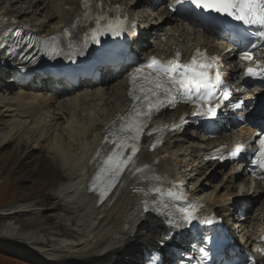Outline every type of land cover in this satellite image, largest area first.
Masks as SVG:
<instances>
[{"label":"bare ground","instance_id":"1","mask_svg":"<svg viewBox=\"0 0 264 264\" xmlns=\"http://www.w3.org/2000/svg\"><path fill=\"white\" fill-rule=\"evenodd\" d=\"M80 1L81 0H53L51 6L54 8L53 11H55V13L52 17L56 14L57 23L47 30L43 29L45 30V35H49L60 27L72 23L80 14ZM121 1L124 2V0H106V2ZM51 11L52 9L50 12ZM157 15L158 17L166 16L162 22L157 24V28H161L162 32L165 31L168 34H173L169 41L176 40V44H180L183 41L187 47L192 45V48L198 45H210L213 48H217L219 47L218 45H220L212 43L208 36L200 32L197 28L188 26L182 18L170 15L168 10L160 11ZM35 26L37 27V25ZM153 52L154 51H152V53ZM238 63L239 66H241L242 62L238 61ZM5 73L6 71L4 68L0 66V74ZM14 82H16L15 78ZM30 85L31 84H28L27 87L23 89L21 85L17 84L22 94L18 98L15 96L16 98L6 99L7 101L4 99L2 101L3 107H7L8 109L13 108L12 110L17 113V115L15 114L16 116L9 119L16 132L5 135L2 139L4 143H10L12 139L17 138L19 135L15 137V134L18 130L23 132L26 130H39L38 132H40V134L43 132L46 133L45 128L42 127L41 118L44 108L42 109L40 106L27 102L32 96L35 100L40 101L38 99L42 95L40 93L42 89L39 87L30 89L28 88ZM99 85L105 86V88L102 90L100 87H97ZM110 85L112 86L111 88ZM37 90H39V93L35 95L34 92ZM69 91L70 89H63L59 98H57L56 95H46L42 97V105H50L51 103L62 101L61 105L57 107L60 111L65 105L67 106L70 101L68 114L71 119H68L70 121L67 123V127L64 128L62 136H60L61 139H57L59 136L56 138V136L48 135L44 141H42L44 143L42 150L36 153L24 152V155L26 158L42 160L46 166H49L48 168L51 171L57 170L58 173L55 177L57 180L60 179V181L53 186L52 192L48 194L50 203L44 207L46 210L55 208L60 212L61 218L56 221L55 224H52V228L58 232L55 234L56 236L62 237V241L64 238H67L70 243L64 244L59 238L55 240L56 236L53 240H49L46 239L43 233L37 232L31 238L38 237L42 239V248L48 246L45 244L47 240V242L64 244L59 245L60 248L57 250L56 257L48 258L47 254L49 248L36 251V256L30 254L33 250L28 247L22 248V251L26 252L29 249L30 252L26 253L35 259H41L43 264H144L147 253L157 248L160 240L165 239L167 236H171L158 218L145 214L143 210L138 207L146 195L149 196L154 193L147 191L153 185L157 186L158 180L152 178L161 177L167 170L166 163H168V165L172 164L169 157L162 155L169 151L171 144L165 145L154 152H150V143L144 146L141 152L143 154L142 160L137 165L142 171L128 172L122 184L99 205L98 198L87 191V184L101 166L105 155L110 152L109 147L102 143L109 119L100 126L99 131L95 133L96 135H90L85 124L94 126L98 120V112L89 110V108H86V105H91L92 102L99 99L102 107H110L113 102L118 101V106L114 108V116H117L119 113L124 114L130 105V100L127 96V75L105 76L97 84H85L78 91ZM111 91L115 93V97H112ZM76 114L77 117L80 114H85L86 123H84V120L78 119ZM108 116L109 114L105 117ZM98 122L99 121H97V123ZM97 127L98 126L95 128ZM183 136H189L194 141L197 140L201 142V146L198 142L195 143L197 147L194 150V156L198 157L197 160L202 163L201 165L206 163L204 161L206 151L215 145L214 142L205 140V137L199 136L198 133L193 134L185 132L180 137L182 138ZM180 146L179 144L178 147ZM73 148H76V153L71 151ZM176 151V155L179 156L178 150ZM36 155L38 156L37 158H35ZM159 156L161 157V162L153 165V160ZM178 159L180 160L179 157ZM210 166L212 174L215 175L221 174L226 170L225 166L221 164L212 163ZM175 168L177 167H174V169ZM65 170L69 171V176L62 174ZM235 173V171H229V173L226 174L229 181L231 180L230 182L233 185V189L239 182L240 188H243L241 184H244L247 186V190L241 189L245 190L244 193H241L242 196L239 193L232 194V200L227 204H223L224 201L228 200L227 198L220 203V201L209 197L207 204L211 210L219 212L220 209H222V211L229 210V212H231L232 207L235 206L237 202L241 205L246 201L245 199L251 200L252 206H254L256 203L254 196L258 194L257 198H260L264 193V184L257 183L254 186L256 189H253V184L248 181L245 175L240 174L235 180ZM190 176L194 178L192 174ZM257 188L259 190H257ZM251 190L254 191L251 192ZM260 190L262 192L258 193ZM237 197L240 198L237 199ZM255 212H259L260 214L257 218V222H253L256 226L255 230H258L259 227L264 225V206L254 209L251 218ZM47 217L54 222L53 215H47ZM249 226H251V223ZM13 228L12 225H8L7 231L11 232ZM88 230L90 233L86 234ZM182 238V235L176 233L171 236L170 240L178 242ZM18 249L19 248H17V250ZM259 259L258 264H264V258Z\"/></svg>","mask_w":264,"mask_h":264},{"label":"snow or ice","instance_id":"2","mask_svg":"<svg viewBox=\"0 0 264 264\" xmlns=\"http://www.w3.org/2000/svg\"><path fill=\"white\" fill-rule=\"evenodd\" d=\"M81 4L85 9L84 19H87L91 13L93 0H81ZM177 5H180L179 10L182 13L198 17L208 25L224 23L227 19L243 25V31L239 33V36L242 42L247 41V43L240 52L241 60L253 61L254 53L250 49H255L259 44L264 43V0H176L175 4H169L168 7L176 11ZM95 6L98 9L103 7L100 3H96ZM126 20V15L121 18L120 15L106 17L99 13L96 14V27L90 30V35H85L82 46L74 47L71 42L69 43V48L73 50L67 54V58L83 56L89 43L99 45L100 38L104 35H121L126 31ZM75 26L74 24L73 27ZM61 35L69 36L70 32L68 29H64ZM58 39V36L51 37L44 44L55 43ZM56 54L62 53L57 51ZM180 58L181 51L179 49L164 61L152 56L148 58L147 62L129 73L128 95L133 100L132 107L126 117L120 118L123 122L119 129L110 130L105 136V142L111 143L113 148L92 178L91 190L98 193L101 201L116 187L126 170L129 172L142 171L140 167L136 166L137 154L140 150L141 137L145 135L148 121L154 113L159 112L165 106L175 107L180 100H183L185 103L197 105L194 115L215 117L217 110L224 106L225 101L230 100L232 92L223 80V73L220 71V56H210L206 51L197 48L188 62H181ZM22 59H29V62H32V59L28 57H22ZM244 75L264 80V63H257L255 67L245 68ZM231 107L240 110L247 109L243 100L231 104ZM240 119L244 120L245 117L241 116ZM249 120L255 123L260 130L255 133L254 137L235 145L229 151V155L236 157L250 151L249 145L255 139L259 144V150L252 155L250 162L256 168L264 171V104H261L250 115ZM183 123L185 121L181 118L179 123L174 122L172 125L164 127L179 129ZM158 130L162 129H152L146 134L151 136L154 131ZM109 137H111L110 140ZM161 143H163L162 137H157L151 147L155 149ZM206 158L224 159V156L210 155ZM253 174L256 175L255 172ZM152 179L160 180L161 178L153 177ZM177 182L182 183V181ZM147 191L159 194V197L152 202V206L155 211L165 217V222L171 228L182 229L199 219L195 208H180L178 217L168 210L169 204L166 199L183 201L187 200L186 195L175 194L171 191L165 193L155 185ZM144 205L145 211H147L150 206L149 202L145 200ZM202 223L212 224L213 220L204 218ZM166 238L171 239V237ZM163 243L164 240H161V244ZM203 251L204 249H201V252ZM259 251L264 254V249H259ZM250 264H256V261L250 258Z\"/></svg>","mask_w":264,"mask_h":264},{"label":"rangeland","instance_id":"3","mask_svg":"<svg viewBox=\"0 0 264 264\" xmlns=\"http://www.w3.org/2000/svg\"><path fill=\"white\" fill-rule=\"evenodd\" d=\"M126 1L129 2L130 0ZM52 2L53 0H0V12L11 14L18 18L20 22L35 24L40 30H47L57 23L56 14L52 17L55 13V11H53L54 8L51 6ZM51 9L52 11L50 12ZM97 87H100L102 90L105 88V86L100 85ZM111 87L110 85V88ZM110 93L112 97H115V93H112V91ZM21 94L22 92L19 90V87L14 84L13 76L9 72L0 74V264H43L41 259H35L27 254L30 252L29 249L33 250L30 254L36 256V251L49 248L47 255L48 258H52L56 257L57 250L60 248L59 245L70 243L67 238H64L62 241V237L56 236L55 234L58 232L52 228V224H55L56 221L61 218L60 212L55 208L46 210L44 207L50 203L48 194L52 192L53 186L56 185L60 179L57 180L55 177L58 173L57 170H49V166H46L40 159L34 160L33 158H26L24 152L36 153L42 150L44 146L42 141H44L48 135L56 136V138L59 136L57 139H61L60 136H62L64 128L67 127V123L70 121L68 119H71L68 114L70 101L67 106L65 105L60 111L57 107L61 105L62 101L54 102L55 104L42 105L43 99L41 96L38 99L40 101L35 100L33 96L32 98L30 97L27 100L28 103L40 106L42 109L44 108L41 118L42 127L45 128L46 133L43 132L40 134V132H38L39 130H26L24 132L18 130L15 137L19 135L20 138L18 136L12 139L10 143H4L2 139L5 135L16 132L9 119L16 116L17 113L12 110L13 108L8 109L7 107H3L2 101L4 99L7 101L10 98H18ZM100 102L101 101L97 99L92 102L91 105H86V108H89V110L98 112V123L96 121L94 126L85 124L90 135H96L95 133L99 131L100 126L114 116V108L119 104L118 101H115L110 107H102ZM107 114H109V116L105 117ZM77 118L82 121L84 120V123H86L85 114H80ZM96 126L98 127L95 128ZM195 141L189 136L179 137L175 143L171 145L168 155L176 162L178 168L194 176V183H192V186L195 187L196 192L206 201L209 197H212L221 203L227 198L228 200L224 201L223 204L230 203L232 194L244 193L245 190H247V186L242 185L243 188H240V186L236 184V188L234 187L233 189V185L225 173L212 174L209 165L200 166L201 168L196 167L198 162L194 161V150L197 147L195 143L198 142L201 144V142ZM179 144L181 145L180 147H178ZM176 150H178L179 156L176 155ZM71 151L76 153V148H73ZM37 157L36 155L35 158ZM62 174L69 176V171L65 170ZM253 189L256 188L253 186ZM257 190L259 189L257 188ZM252 191L254 190H251V192ZM262 206H264V193L260 198L256 199L254 209ZM253 212H248L249 218L246 222L248 226L250 223L251 225L256 223L260 215L259 212H255L252 219L251 215ZM9 213L12 215H6ZM47 215H53L54 222L48 218ZM8 225L14 227L11 232L7 231ZM37 232L43 233L46 239L49 240H53L56 236L55 240L59 238L64 244L47 242V240L45 244L48 246L42 248V239L38 237L31 238ZM89 233L90 231L88 230L86 234ZM3 236L6 238L4 239ZM1 240L4 244H1ZM26 247L29 248L26 251L27 253L22 251V248ZM17 248L19 249L17 250Z\"/></svg>","mask_w":264,"mask_h":264},{"label":"trees","instance_id":"4","mask_svg":"<svg viewBox=\"0 0 264 264\" xmlns=\"http://www.w3.org/2000/svg\"><path fill=\"white\" fill-rule=\"evenodd\" d=\"M1 244H4V242L1 240Z\"/></svg>","mask_w":264,"mask_h":264}]
</instances>
